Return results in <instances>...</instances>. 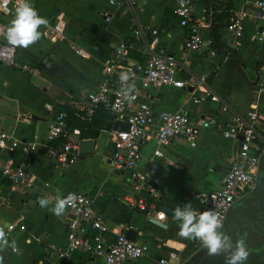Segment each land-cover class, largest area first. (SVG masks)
Here are the masks:
<instances>
[{
  "label": "crops",
  "instance_id": "obj_1",
  "mask_svg": "<svg viewBox=\"0 0 264 264\" xmlns=\"http://www.w3.org/2000/svg\"><path fill=\"white\" fill-rule=\"evenodd\" d=\"M116 1L110 5L109 0H29L48 21L39 29L42 35L37 43L17 50L21 61L30 64V71L0 66V132L9 136L11 148L0 152V163L23 166L32 181L31 188L0 187V227L5 229L11 223L24 227L8 234L9 243L14 241L15 246L0 252L3 264H103L101 258L80 254L65 259L55 256L65 247L64 224L69 216L57 217L49 208L66 191L92 198L94 210L108 227L104 242H110L117 232L126 236L131 230V241L146 245V254L131 264H158V258H168L169 252L177 258L168 259V264H183L202 246L177 235L172 213L188 203L197 209V193L209 194L219 188L238 141L225 139L212 129L202 130L192 139L178 136L161 146L149 139L140 150L136 170L153 177L160 193L155 211L165 215L161 222L149 221L127 204L125 177L109 164L113 149L109 131L116 120L101 108L89 112L85 100L89 92L103 85L105 61L120 42L129 39L134 26L158 32L159 46L175 57L179 77L191 85L185 90L142 89L137 78L136 99L129 103L130 109L147 103L154 112L180 109L193 120L216 118L220 124L254 111L264 122V36L251 18L254 0H194L193 15L200 24L202 43L193 52L183 48L187 31L178 26L173 0ZM130 1L135 5L131 7ZM244 13L247 17L239 22L237 37L226 26L230 18ZM57 17L64 22L63 39H53L49 33ZM147 42L139 41L135 49L127 51L124 66L133 69L144 64ZM72 48L80 49L83 57ZM200 77L205 79L203 84L198 83ZM193 99L200 101L194 103ZM57 110L67 113L70 139L94 140L92 154L78 156L67 165L54 164L48 158L42 142L46 125ZM85 124L89 128L85 133L96 134L94 138L79 137ZM32 142L37 144L35 150L21 153V144ZM154 150L161 156L152 157ZM40 198L49 200V208L39 205Z\"/></svg>",
  "mask_w": 264,
  "mask_h": 264
},
{
  "label": "built area",
  "instance_id": "obj_2",
  "mask_svg": "<svg viewBox=\"0 0 264 264\" xmlns=\"http://www.w3.org/2000/svg\"><path fill=\"white\" fill-rule=\"evenodd\" d=\"M173 13L178 19V26L186 29L183 48L193 52L199 49L202 39L199 35V22L193 15L194 0H173ZM23 0H0V64L9 68L29 72L30 64L21 61L17 55L19 47L8 44L4 32L15 17L16 8ZM116 0H109L115 5ZM130 1V6H134ZM253 16L259 24L260 35L264 36V0H254L252 3ZM247 17L241 14L229 19L226 28L240 35L239 22ZM49 33L53 39H63L64 22L57 17L51 24ZM148 39L146 43L148 56L140 67L128 68L124 66L125 55L128 50L135 49L139 41ZM159 34L149 27L134 26L128 40L120 42L112 50V57L105 61L102 72L103 85L96 91L85 96L89 112L98 107L111 114L116 121L127 124V131H109L113 142V149L109 157V164L114 172L125 177L129 189L126 199L131 208L144 214L149 221H162L165 218L162 210H157L160 203V193L155 187V181L150 173L139 172L136 166L141 148L149 139L157 145H167L178 136L189 139L197 136L202 130H218L225 139L238 141V147L231 158L219 188L212 193L199 192L195 195L197 211L213 209L224 222L231 206L256 188L257 176L260 170V160L264 155V122L254 111L248 112L246 117L235 115L230 123L220 124L216 118L191 119L183 110L172 112H154L147 103H139L135 108L129 107V102L123 99L126 91L138 78L140 88L171 87L185 90L191 82L179 77V66L175 57L159 46ZM70 47H73L69 43ZM73 49V48H72ZM79 57L82 51L73 49ZM121 72H128L130 79L123 86L120 83ZM204 77L198 78L203 84ZM209 92L205 90L204 96ZM200 99H193L198 103ZM25 120V119H24ZM70 130L66 124V114L63 111L55 112L46 125L43 137V146L46 154L54 164H71L77 157L78 141L70 139ZM78 135L77 132H72ZM63 140V142H59ZM36 142L22 143L20 151L23 154L34 151ZM11 150L9 136L0 132V152ZM159 150L152 152V157H160ZM10 185L19 188H31L32 181L21 165L9 161L0 163V187ZM75 195L67 208L69 218L65 221V247L56 251L55 256L65 259L72 254L101 258L103 264H131L138 262L147 252L145 244H136L126 238L123 232L114 234L110 242H104L103 236L108 227L103 216L94 210L93 200L89 195L79 191H66L61 197ZM23 225L11 223L6 225L5 231L10 234L15 230L22 231ZM15 252V249H12ZM177 254L168 253V258H158V264H168V259L176 260Z\"/></svg>",
  "mask_w": 264,
  "mask_h": 264
},
{
  "label": "clouds",
  "instance_id": "obj_3",
  "mask_svg": "<svg viewBox=\"0 0 264 264\" xmlns=\"http://www.w3.org/2000/svg\"><path fill=\"white\" fill-rule=\"evenodd\" d=\"M47 23V19L39 15L38 10L29 0H23L16 8L15 17L4 35L10 46L26 49L41 39L42 34L39 29ZM130 77L128 72H121L119 77L121 85L128 82ZM134 92L135 84H132L124 91L123 99L131 103L136 99ZM74 199V194H70L67 198L58 195L51 208H49V200L46 198H40L38 203L42 208H49L55 216L61 217L67 212L68 205ZM172 214L179 228L177 235L183 239L199 241L210 256L223 254L225 264H244V261L249 257L250 249L247 245L246 234L241 235L233 242L232 237L223 231V221L213 209L198 212L191 203H188L183 207H176ZM13 246H15V242L10 244L8 233L3 227H0V252ZM0 264H3L2 256H0Z\"/></svg>",
  "mask_w": 264,
  "mask_h": 264
},
{
  "label": "water",
  "instance_id": "obj_4",
  "mask_svg": "<svg viewBox=\"0 0 264 264\" xmlns=\"http://www.w3.org/2000/svg\"><path fill=\"white\" fill-rule=\"evenodd\" d=\"M261 29L259 27L258 32ZM128 126L124 122L114 121L112 130L127 131ZM94 140L85 139L78 142V156L90 155L93 152ZM264 172V155L260 160V171L258 176H262ZM166 211V210H165ZM256 213V216H255ZM250 222L249 228H242L245 219ZM224 229L233 239L239 238L241 235L247 237V245L250 249V255L245 260L249 263L264 264L262 257L264 256V187L259 185L248 195L237 201L227 212L224 219ZM133 232L126 231V238L131 240ZM260 253V256L258 255ZM183 264H225L224 255L210 256L207 249L201 246L194 254H192Z\"/></svg>",
  "mask_w": 264,
  "mask_h": 264
},
{
  "label": "flooded vegetation",
  "instance_id": "obj_5",
  "mask_svg": "<svg viewBox=\"0 0 264 264\" xmlns=\"http://www.w3.org/2000/svg\"><path fill=\"white\" fill-rule=\"evenodd\" d=\"M260 171V170H259ZM258 175H259V172H258ZM257 185H259V186H261V187H264V172H263V175L262 176H257V184H256V186ZM239 201V200H238ZM237 202V201H236ZM235 202V203H236ZM234 203V204H235ZM233 204V205H234ZM232 205V206H233ZM231 206V207H232ZM255 216H256V213H255ZM245 224L244 225H242V228H249V224H250V222L248 221V219L246 218L245 220ZM257 256H260V253L258 252V255ZM262 259L264 260V256L262 257ZM244 264H257V262H255V263H253V261L252 260H250L249 261V263H246V261H244Z\"/></svg>",
  "mask_w": 264,
  "mask_h": 264
},
{
  "label": "trees",
  "instance_id": "obj_6",
  "mask_svg": "<svg viewBox=\"0 0 264 264\" xmlns=\"http://www.w3.org/2000/svg\"><path fill=\"white\" fill-rule=\"evenodd\" d=\"M98 108H101V107H98ZM101 109H103V108H101ZM58 111H63V110H57L56 112H58ZM63 112L66 114V124H67V113L65 111H63ZM83 129H86V130H81V133H79V137H81V138H88V137L94 138L95 137L96 134H92L91 132L85 133V131H87V129H89L87 124H85L83 126ZM59 142H63V140H60Z\"/></svg>",
  "mask_w": 264,
  "mask_h": 264
},
{
  "label": "rangeland",
  "instance_id": "obj_7",
  "mask_svg": "<svg viewBox=\"0 0 264 264\" xmlns=\"http://www.w3.org/2000/svg\"><path fill=\"white\" fill-rule=\"evenodd\" d=\"M0 66H2L3 68L5 67V68H7V69H9V70H12V71H17V70H14V69H11V68H9L7 65H5V64H0Z\"/></svg>",
  "mask_w": 264,
  "mask_h": 264
}]
</instances>
